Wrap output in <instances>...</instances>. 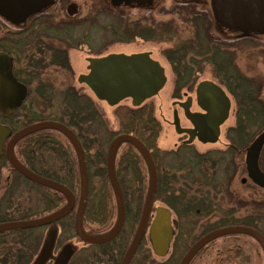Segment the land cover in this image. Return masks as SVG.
<instances>
[{
  "label": "trees",
  "instance_id": "obj_1",
  "mask_svg": "<svg viewBox=\"0 0 264 264\" xmlns=\"http://www.w3.org/2000/svg\"><path fill=\"white\" fill-rule=\"evenodd\" d=\"M167 14L172 17L170 21L149 27L101 14L98 18L110 21L106 22L103 29L107 32L105 39L111 40H107L103 48L97 49L95 54L102 56V52L111 41L133 43L137 38L147 43H169L171 47L164 50L162 55L170 65L173 75V97L181 91L190 90L205 67L218 83L223 85L227 75L237 74L233 67L229 72L227 70L229 66H237L236 59L241 58L237 52H245L249 60L255 59L254 64H264V45H256L249 40L223 43L210 36L207 31L199 28L201 26L199 20L205 15L196 12L193 5H174ZM45 38L47 37L44 33L33 34L29 31L9 32L0 38V51L14 57V76L28 87V96L22 106L9 117H0V123L7 125L15 133L34 123L55 122L66 127L75 136L83 150L86 163L88 191L82 218V227L86 234L100 236L108 231L100 233L85 230L83 225L86 218L97 224L103 223L102 216L108 213L107 189L112 192L106 171L108 146L115 137L130 135L147 149L153 162L156 172L153 201L168 208L177 218L175 222L179 230L173 243L178 238L182 239L181 237L189 238L190 233L197 229L199 222L209 217H213V222L208 221L210 224L206 222L203 225L200 236L223 227L243 226L257 231L264 238V196L259 203H251L249 206L244 204L243 214H237L236 209L240 207L235 209L234 206L228 205L222 209L217 203L218 199H224L230 194L229 187L233 176L241 171L237 151L246 147L264 128V103L258 99L259 93L250 87L254 86L250 80L249 84H239V95H234L236 124L226 135L234 149L229 147L224 151L198 153L191 146L182 145L175 150L165 151L156 144L160 126L153 118L150 105L136 109L124 105L116 107L114 110L116 128H112L92 100L66 81L71 79L66 51L57 46L54 40H44ZM59 42L64 44L66 41ZM41 49L50 51V54L37 53ZM35 50L36 53H32ZM58 70L63 71L66 78L60 77ZM238 80L241 78L238 77ZM29 96L37 98L44 106V111L29 108L28 112L21 113ZM46 132L53 131L37 132L16 144L13 156L34 174L66 187L76 201L79 199L77 163L70 164L65 171L64 166L58 171L45 167L38 170L33 166L36 158L40 163L42 153L50 150L51 143L45 136ZM21 145L25 147L24 150L20 149ZM123 147L124 152L115 167L125 212L122 229L118 236L107 244L101 246L81 244L82 247L74 249L75 257L69 264H74L76 258L77 263L80 261L78 264H97V256L100 264H105L103 263L105 259L107 264H120L129 246L130 241L128 245L122 247V237L126 228L132 229L135 225L137 227L148 186L143 185L145 176L147 178V170L144 176L143 171L146 168L141 157L132 146ZM29 148L35 150L30 151ZM4 161L5 158L1 157V166ZM260 166L264 170V160ZM21 180L29 183L10 170L8 179L4 180L0 187V223L41 218L64 206L63 196L53 191L51 196L46 197L47 208L40 217L28 213V210L21 214L11 212ZM130 202H136L133 212L130 209ZM228 204L231 202L228 201ZM74 217L75 212L74 214L71 212L60 223L69 221L74 224ZM40 229L0 232V264H30L31 256L37 248L36 233ZM42 230L45 239L53 234L58 235L57 224ZM92 249L97 251L91 254L89 252ZM171 261H173L171 258L162 263L155 260L143 238L130 264H172Z\"/></svg>",
  "mask_w": 264,
  "mask_h": 264
},
{
  "label": "water",
  "instance_id": "obj_2",
  "mask_svg": "<svg viewBox=\"0 0 264 264\" xmlns=\"http://www.w3.org/2000/svg\"><path fill=\"white\" fill-rule=\"evenodd\" d=\"M255 0H218L217 10L221 17L230 19L243 15L252 26H264V5H256ZM0 9L6 13L16 14L17 7L10 0H0ZM68 14L72 15L74 7H68ZM87 74L77 77V83L85 85L94 98L108 107H118L122 102L129 101L132 108H139L144 102L155 97L166 84L164 68L153 60L148 52L123 54L109 53L104 56L87 59ZM27 95L26 88L12 76V60L0 52V115L11 116L23 103ZM196 103L203 113H190L187 98L186 103L180 104L184 109V116L191 125V129H181L176 112L172 116V125L178 135L186 134L191 143L196 139L201 144H215L220 134V126L229 115L230 102L224 92L209 81L200 82L195 89ZM41 130H53L62 134L72 146L78 162L79 199L74 219V233L76 238L91 246L103 245L115 239L120 233L124 222V204L119 184L115 177L114 158L117 148L122 144H129L141 156L149 176L148 188L144 198L139 223L131 242L120 264H129L141 240L145 237L153 256L164 258L168 254L173 239V223L171 211L157 206L151 215L156 189V174L153 162L147 149L134 137L120 135L109 144L106 156V171L111 186L115 205L116 220L107 233L100 236H90L83 231L82 217L87 200V173L83 150L75 136L64 126L55 122H40L27 126L18 132L0 124V156L3 155L8 165L28 181L59 193L66 203L58 211L41 218L0 223V232L13 230H28L55 224L67 216L74 208L75 198L63 185L40 177L23 167L13 156L14 145L26 136ZM264 146V130L255 137L245 151L246 177L258 188L264 189V173L258 168V157ZM245 180H242L244 182ZM243 235L254 240L264 256V238L255 230L243 226L223 227L208 232L199 237L182 256L178 264H189L192 258L211 241L231 236ZM53 247V237L44 241L42 248L31 264H46ZM69 247H64L53 264H66L70 258Z\"/></svg>",
  "mask_w": 264,
  "mask_h": 264
},
{
  "label": "rangeland",
  "instance_id": "obj_3",
  "mask_svg": "<svg viewBox=\"0 0 264 264\" xmlns=\"http://www.w3.org/2000/svg\"><path fill=\"white\" fill-rule=\"evenodd\" d=\"M110 1V0H108ZM174 1V0H173ZM176 1V0H175ZM180 2H186L189 0H178ZM171 0H166L164 5L165 7H168V4H170ZM199 3L198 6L201 8H206L207 10L210 8V11L213 13V17L219 16V14H216L217 11V4L216 0H214V10L212 11L210 2L211 0H197ZM7 20V19H6ZM6 20H4L6 22ZM106 22H110L109 20H105L104 18H98V24H97V42L94 45V49H102L104 43L107 40H111V38H106L107 32L103 29L104 26L107 24ZM216 22V21H215ZM8 26H11L12 23L7 22ZM229 39H234L235 37H241V34H245V36L249 35H256L254 32L249 31H242L238 28H230L229 30ZM264 31V30H263ZM247 34V35H246ZM257 38L259 40L264 41V36L258 35ZM105 51L102 52V56L109 54V53H123V54H133V53H142V52H151V56L154 60H156L163 68L166 76V84L162 88V90L153 98L146 101L145 104L151 105L153 107V116L160 122L161 124V130L158 135V138L156 140V144L160 149L163 150H172L176 146V142L178 140L177 135L174 134L173 129L171 127V113H172V102L175 101V98H173L172 91H173V75L171 72L170 65L168 64L167 60L163 57L162 51L166 48L171 47L169 43H152V42H143L141 40H136L133 43H121V42H109L107 44ZM244 52V51H243ZM92 50L86 51L84 49H81V51H70L69 52V63L71 66V79L66 80L71 83V85L75 88L80 90L83 94L88 96L92 102L95 104L96 107L99 108V110L104 114L105 118L107 119L109 125L112 128H116V119L114 116V110L116 107H108L104 103L98 102L92 93L85 87L81 86L76 82V78L80 74L86 73V62L85 59L92 56ZM238 57L241 56L240 59H236V65L239 66V68L244 69L242 67H245L246 65H255L254 60H249L245 55H247L245 52L240 53L237 52ZM252 64H249V63ZM60 77L66 78V76L63 74V71H59ZM249 74H258V73H249ZM202 80H212L216 81L212 77V75L208 72V69L205 67L203 72L198 75L196 83L202 81ZM217 82V81H216ZM189 91V90H188ZM187 91V92H188ZM184 92V91H181ZM190 93V92H188ZM182 94V93H181ZM178 99L184 100L182 95L178 96ZM123 106H129V101H124L121 103ZM234 104L231 101V111L229 114V118L227 122L221 127V133L219 141L216 144L213 145H206L202 146L198 143H194L193 147L197 152L204 153L207 150H216L224 148V145L226 143L225 141V131L228 127L232 126L234 124ZM30 109H36L39 111H44V106L42 105L37 98L33 96H29L27 99V102L25 103V108L21 110V113L28 112L27 110ZM193 110H196L195 107L192 108ZM180 118V124L181 126H186L187 123L183 120L182 116L179 114ZM165 123V124H163ZM46 138H48L49 142L51 143L50 150H45L42 153V158L39 163V159L36 158V163H34L33 166H35L38 170L41 167H45L49 170L53 169L58 171L59 168L64 166V171L67 170V167L70 164H76V157L72 150V147L69 145V143L57 132H46ZM25 146V145H24ZM23 149L25 147H20V149ZM20 149H17L20 151ZM37 149V148H36ZM30 151L35 150V148L30 149ZM29 151V152H30ZM124 147L122 146L118 151L117 159L119 158L120 154L123 153ZM35 154V152H33ZM38 157V155H35ZM242 158L238 159L239 163L241 164V171L236 172L233 176L231 185L229 187V192L227 197L224 199H218L217 203L220 206V208L224 209L227 208L228 205H232L236 208L240 207V209H236L238 211L237 214H243L244 204L249 206L248 204H255L259 203V201L262 199V196H264V191L254 187L253 185H250L249 182L245 183L244 185L240 184V178L243 177V165H242ZM76 166V165H75ZM145 168V167H144ZM143 168V169H144ZM75 171V170H74ZM144 176L146 173V169L143 171ZM10 174L9 167L6 163H2L1 173H0V186L4 184L5 177ZM28 182V181H27ZM31 183V184H29ZM29 183L24 182L21 180V185L19 189L16 192V199L14 200V203L11 207V212H18V214L23 213L24 211L28 210V213L34 214L38 217H40L43 213V210L47 208L46 203V197L51 196L52 190L41 187V186H33L34 184L29 181ZM33 184V185H32ZM144 187L147 185V178L145 176V180H143ZM148 188V187H147ZM108 191V198H106V204L108 206V213L104 214L103 217V223L97 224V222L90 221L89 218L85 219L84 223V229L86 230H93L100 233L105 232L106 230H110L116 220V206H115V200L114 196L109 189ZM146 191V190H145ZM1 193V190H0ZM77 193V191H76ZM78 198V197H77ZM76 201H78L76 199ZM76 201H75V208L72 211L73 214L76 211ZM228 201L231 202V204H228ZM161 206L158 202H153L152 207ZM136 208V202H130V209L133 212V210ZM247 210V209H246ZM249 212V210H248ZM172 219L177 221V218L174 214H172ZM213 217L209 218H203L201 222L197 225V229L191 232V236L188 238L181 237L182 239L178 238L176 241L171 243V246L169 247L168 254L164 258H157L154 257L155 260L159 262H166L167 259L171 258L173 261L172 264H178L182 256L185 254V252L195 243V241L200 237L202 234L201 228H203V225L208 221H212ZM97 221V220H96ZM176 223V222H175ZM64 227L63 232L60 233L59 236V247L63 245H69L72 247H75L78 249L79 247H82L81 243L78 241V239L75 237L73 224L71 222H63L61 223ZM137 223H134V225ZM177 224V223H176ZM136 230V225L131 228H126V231L123 234L122 237V247L125 245H128L129 241L133 237V234ZM179 230L176 225V233ZM36 235L38 236L36 250L34 251V254L31 256V262L35 258V254L40 250L44 239L45 234L44 230L40 229ZM191 238V239H190ZM144 241H146V246L149 247V244L147 240L144 237ZM34 245V247H35ZM121 247V249H122ZM59 251V249L57 250ZM56 251V253H57ZM97 250L92 249L89 253L93 254V252H96ZM33 252V251H32ZM31 255V252H30ZM90 259V257H89ZM104 259V258H103ZM80 260V259H79ZM223 261V263L221 262ZM30 262V264H31ZM80 263V261H78ZM77 263V258L74 260V264ZM103 263H106V259L103 260ZM139 264V263H137ZM169 264V263H168ZM190 264H264V256L257 245V243L252 240L251 238L243 235H232V236H226L220 239L215 240L211 244H209L202 252H200Z\"/></svg>",
  "mask_w": 264,
  "mask_h": 264
},
{
  "label": "flooded vegetation",
  "instance_id": "obj_4",
  "mask_svg": "<svg viewBox=\"0 0 264 264\" xmlns=\"http://www.w3.org/2000/svg\"><path fill=\"white\" fill-rule=\"evenodd\" d=\"M10 1L13 4H15L18 12L16 14H11V13H6L0 9V38L5 33H9V32H14V33L17 32L18 33V32H23V31H26V32L29 31V32H32L33 34L34 33H44L47 37L44 40H46V39L54 40L57 46L61 47L62 50L66 51L67 58H69L68 55H69L70 51L79 52V51H81V49H84L86 51H88V50L90 51V49L92 50V54H91L92 56H90L88 58L99 57L95 54V52L97 51V48L94 49L95 47L93 44H95L97 42V24H98V17L101 14H107L110 16H115L116 19H119L120 21L126 19V21L128 23H131V24L138 23V24H141L145 27H149V25H163V24L167 23V21H170V19H172V17L170 15H168L167 12L170 9H172L174 5H193L195 7L196 12L205 15V17H202L199 20V22L201 23V26L199 28L203 31L204 30L207 31V33L210 36L215 37L216 39H218L219 41H221L223 43H233L234 41L249 40V41H252L253 43H255L256 45H264V41L259 40L257 38V36L261 35V34L264 36V31H263L264 26L263 27H255V26L250 25L249 23H247V20L245 19V17L243 15L233 17L230 19H225V18L221 17L220 15L213 17V15H212L213 13L210 11V8L207 10L206 8L204 9V8L199 7L198 6L199 3L197 2V0H189L186 2H180L178 0H176V1L171 0V2H169L170 4H168V7H165V5H164L166 0H110V1H108V0H10ZM217 1L218 0H216V4H217ZM255 1L257 3L256 4L257 6L258 5L259 6L264 5V0H255ZM71 5L74 7V11H73L72 15H69L67 9ZM210 5H211L212 11H213L214 10V0H211ZM217 13H218V10L216 11V14ZM119 17H121V18H119ZM4 20H6V22ZM7 22L12 23V25L8 26ZM232 27L238 28L239 30H242V31L254 32L256 35L249 36L246 34L247 36H245V34H241L240 35L241 37L238 36V37H235L234 39L231 40V39H229V31H227V30H229ZM59 40H64L66 42L63 44V43L59 42ZM136 40H140V39L135 38V41ZM163 43L164 42H162V44ZM70 47H72V48H70ZM68 48H70V49H68ZM166 49H168V48H166ZM166 49H164V50H166ZM33 52L36 53V50L32 51V53ZM40 52L42 54H45V55L50 54V51H47L44 49L37 51V53H40ZM1 53H4V52H1ZM148 53H150V56H151V52L148 51ZM4 54H6V53H4ZM6 55L8 57H10L12 60V76L18 83L22 84L26 88V90H27L26 98H27V96H28L27 85H25L24 83L19 81L13 74L14 57L10 56L8 54H6ZM88 58L85 59L86 73H84V74H87V72H88L87 71V65H88L87 59ZM151 58H152V56H151ZM68 63H69V59H68ZM69 67L71 69L70 63H69ZM232 67L237 72V74L236 75H230V74L227 75L226 81L223 85L219 84L217 80H216L217 82L212 81V80H202V81H209V82L215 84L224 92L225 96L228 98V100L230 102L229 114L231 111V101L235 105L234 95H239L238 94V91H239L238 85L239 84L243 85L244 83L249 84V80L255 86V87L254 86H250V87L252 89H255V91H257V93H259L258 99H260V101H262L264 103V64L246 65L245 67H242L244 69L239 68V66H229L227 68L228 72L232 69ZM249 73H258V74L254 75V74H249ZM238 77H240L241 80H238ZM202 81H200V82H202ZM76 82H77V78H76ZM200 82H198V83L195 82V84L192 86V88L188 91L190 93H188L186 90H184V92H180L176 97H173V98H175V101H173L171 104L173 109H172V113H171V123L170 124H171V127L173 129L174 134L177 135L178 140L176 142L175 148L172 150H175L179 146L184 145V146H191L194 149V151L197 152V150H195V148L193 147L194 143H198L202 146L213 145V144H201L196 139H194L191 143H184L188 140V136L186 134L178 135L175 132L174 127L172 125V116H173V113L176 112L177 118L179 120V127L181 129H191L192 128L190 123L188 122V120L184 116L183 107L180 105V104L184 105V103H186V101H187V98L191 99V101L188 104V111L190 113H203V111H201L197 106L196 96H195V89ZM79 85L85 86L82 84H79ZM180 95H182L184 100L178 99V96H180ZM26 98H25V100H26ZM25 100L23 101V103L25 102ZM22 104H21V106H22ZM143 105H147V104H145V102H144L140 107H142ZM120 106H122V105H120ZM128 107H131L130 104ZM193 107H195L196 110H193L192 109ZM133 109H136V108H133ZM234 110H235V106H234ZM152 112H153V107H152ZM179 114L182 116L183 120L187 123L186 126H181ZM0 117H3V116L0 115ZM3 118H6V117H3ZM153 118L159 124L160 130H161L160 122L155 118V116H153ZM228 118H229V115H228ZM228 118L220 126V133H221V127L227 122ZM163 124H165V123H163ZM235 124H236V117H235V111H234V124L232 126L228 127L225 131L226 143L223 144L224 148L216 149V150L224 151V150L228 149L229 147H232L234 149V147L229 144V141L227 140L226 135H227V132L235 126ZM31 125H33V124H31ZM5 126H7V125H5ZM28 126H30V125H28ZM263 130H264V128L261 129L254 136V138L251 140V142ZM41 131H44V130H41ZM50 131H53V130H50ZM37 132H40V131H37ZM37 132H35V133H37ZM35 133H32V134H35ZM55 133H56V131H55ZM32 134L26 136L25 138L31 136ZM58 134H60V133H58ZM60 135L63 136L62 134H60ZM25 138L21 139L16 144H18L19 142H21ZM63 138H65V137L63 136ZM219 138H220V134H219L217 142L219 141ZM65 140L69 143V141L66 138H65ZM251 142L246 147H244L241 151H237L238 159L242 158L241 163L243 165V173H244L243 177L240 178V181H239L241 185H244L247 182H249L250 185H253L251 183V181L249 179H247L246 169H245V151H246L247 147L251 144ZM15 145H14V147H15ZM69 145H70V143H69ZM124 145H129V144H122L116 150L115 158H114V170L116 167L117 160L123 154V153H121L119 158L117 159L118 151ZM14 147H13V149H14ZM72 150H73V148H72ZM216 150H214V151H216ZM165 151H169V150H165ZM208 151H211V150H207L206 152H208ZM73 152H74V150H73ZM74 154H75V152H74ZM138 155H139V153H138ZM1 157H4V156L1 155L0 158ZM75 157H76V154H75ZM263 160H264V146L261 149V152H260L259 157H258V162H257L259 170L264 173V170L260 166V164ZM76 161H77V157H76ZM4 163H6L8 165L6 160L4 161ZM144 166H145V164H144ZM8 167H9V170H12L13 172L17 173L9 165H8ZM23 167H25V166H23ZM77 167H78V162H77ZM1 168H2V166L0 164V173H1ZM25 168L28 169L27 167H25ZM145 168H146V166H145ZM155 174H156V172H155ZM8 176H9V174L5 177V180L8 179ZM25 180H27V179H25ZM147 180L149 182L148 173H147ZM242 180H245V181L242 182ZM253 186L258 188L255 185H253ZM258 189L264 191V189H261V188H258ZM74 208H75V205H74ZM74 208H73V210H74ZM70 213L68 215H70ZM75 213H76V211H75ZM65 218H66V216L63 219H61L55 223V224H57V228H58L57 234L58 235L56 236V234H53V235L49 236V237H53V247H52L50 257L47 260L46 264H53L55 258L59 254V252L66 246L69 247V250L71 252L70 258L66 264H69L70 262H72V260L75 257L74 256V254L76 253V251L74 250V249H76L75 247H72L69 245H63L61 247L58 246L59 245L58 239H59L60 233L63 232V229H64V227L62 226V224L60 222L62 220H64ZM124 219H125V212H124ZM171 220L173 223V230H174L173 239H174L175 233H176V223H175L174 219L171 218ZM123 224H124V222H123ZM48 226H50V225H48ZM48 226H46V227H48ZM46 227H42V228H46ZM221 238H223V237H221ZM218 239H220V238H218ZM215 240H217V239H215ZM215 240L211 241L206 246H204L201 250H199L197 252V254L192 258V260L200 252H202L209 244H211ZM130 242H131V240H130ZM172 242H173V240H172ZM81 244H84V243H81ZM105 244H107V243H105ZM97 246H101V245H97ZM41 248H42V246H41ZM41 248H40V250H41ZM58 249H59V251H57ZM40 250L38 251L37 255L39 254ZM56 251H57V253H56ZM37 255L35 256V258L37 257ZM192 260L190 261V263L192 262ZM221 262L223 263L222 260H221ZM97 264H100L99 263V256H97Z\"/></svg>",
  "mask_w": 264,
  "mask_h": 264
}]
</instances>
